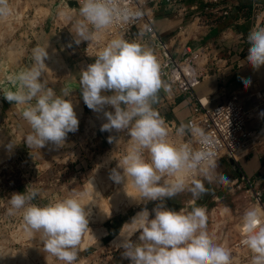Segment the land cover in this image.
I'll return each instance as SVG.
<instances>
[{
	"label": "clouds",
	"instance_id": "obj_1",
	"mask_svg": "<svg viewBox=\"0 0 264 264\" xmlns=\"http://www.w3.org/2000/svg\"><path fill=\"white\" fill-rule=\"evenodd\" d=\"M79 19L73 23L75 43L92 42L115 24H128L143 16L133 10L126 0H79ZM15 15L10 0H0V22ZM247 63L254 70L264 66V28H253L247 35ZM48 46L32 49V64L8 77L11 87L0 89L4 97L21 109L23 120L30 128L24 137L27 146L41 149L51 142L63 146L69 133L78 130L79 120L73 104L66 99L70 90L60 93L48 86L45 61ZM242 79L245 88L250 79ZM83 100L88 108L102 111L105 105L114 113L104 112L107 123L101 131L126 133L128 147L112 169L110 179L117 184L131 185L137 200L158 201L152 209L154 218L145 207L133 217V230L121 232L122 257L131 264H234L231 251L215 242L208 231L206 209L193 206L191 210L166 207L185 191L194 199L200 198L208 184L230 183L227 176L218 174L217 152L213 138L194 122L181 123L173 133L156 109L161 90L169 85L162 79L161 65L146 45L123 36L111 39L79 76ZM111 92L112 95L102 93ZM264 116V113H261ZM190 136L192 141L181 142ZM120 140L109 137V143ZM13 145L9 144L11 148ZM122 169V172L119 171ZM127 192V191H126ZM128 194V193H127ZM40 189L28 187L23 193L10 197L9 215L20 214L30 234H40L43 251L62 261L76 264L82 237L89 230L90 210L86 211L84 193H72L46 204L33 203ZM129 195V194H128ZM139 232V242L133 235ZM242 245L252 253L251 264H264V210L247 209L242 217ZM3 256V255H0Z\"/></svg>",
	"mask_w": 264,
	"mask_h": 264
},
{
	"label": "rangeland",
	"instance_id": "obj_2",
	"mask_svg": "<svg viewBox=\"0 0 264 264\" xmlns=\"http://www.w3.org/2000/svg\"><path fill=\"white\" fill-rule=\"evenodd\" d=\"M69 1L10 0L15 15L8 22H0V89L10 88L8 77L32 64L34 47L48 46L51 52L45 63H56L54 54L58 53L68 67H59L58 71L45 75L48 86L58 94L62 88H68L71 92L66 99L82 104L83 108L77 117L78 130L67 135L63 146L49 142L41 149L31 150L24 140L30 128L22 118L21 109L0 92V255H3L0 264H63L43 251L40 234H30L20 214L13 216L7 212L11 195L23 193L29 186L40 189V195L33 201L40 205L72 193H84L89 199L91 207L86 208L90 210L89 230L82 237L76 264H131L122 257L123 249L118 247L123 239L121 232L127 234L129 228L133 229L130 224L133 217L145 207L151 213L150 218H154L152 209L159 203L137 200L128 192L131 185L125 189L124 183L117 184L110 179L112 169L124 154L121 151L123 133L101 131L102 125L108 122L106 117L88 108L83 100L79 76L95 58L85 54L86 46L92 42L75 43L73 23L79 19V6L70 5ZM102 94L112 95L111 92ZM110 136L119 139V145L116 140L109 143ZM9 144L13 146L9 148ZM224 162L225 166L218 162L216 171L228 177V185L205 181L208 191L200 198L194 199L185 191L174 199H167L165 205L177 211L191 210L194 205L204 207L208 231L215 242L231 251L234 264H242L233 245L239 237L243 214L251 207L258 206L261 210L264 207L253 204L252 194L239 188L238 165L231 167L229 160ZM139 235V232L133 235L134 242H139Z\"/></svg>",
	"mask_w": 264,
	"mask_h": 264
},
{
	"label": "crops",
	"instance_id": "obj_3",
	"mask_svg": "<svg viewBox=\"0 0 264 264\" xmlns=\"http://www.w3.org/2000/svg\"><path fill=\"white\" fill-rule=\"evenodd\" d=\"M206 1L183 0L182 6L189 9L184 18L173 9H167L164 4L156 7L154 13L158 31L171 44L172 50L179 51L184 46L207 48L209 62L203 61L199 67L205 78L195 88V93L207 101L210 107L225 102L231 94H240L249 112L247 129L252 132V138L248 142L249 151L240 159L238 169L240 174L249 177L256 184L257 189H262L264 116L261 113H264V66L254 70L247 63L246 57L248 33L253 28H264V0H224L222 6L230 7L229 14L225 16L207 11L211 7ZM191 7L197 9L191 11ZM197 17L201 20H195ZM138 42L146 45L153 53L158 49L151 40ZM241 78L251 80L247 89ZM159 95L160 100L155 107L161 116L168 118L177 127L181 123H188L194 103L191 94L173 96L169 89L168 92L161 90ZM224 161L227 160L218 162L225 166Z\"/></svg>",
	"mask_w": 264,
	"mask_h": 264
},
{
	"label": "built area",
	"instance_id": "obj_4",
	"mask_svg": "<svg viewBox=\"0 0 264 264\" xmlns=\"http://www.w3.org/2000/svg\"><path fill=\"white\" fill-rule=\"evenodd\" d=\"M80 8L79 0H75ZM224 0H207L212 14L228 15L230 7L222 6ZM129 7L133 10H140L144 14L141 18L128 24H115L111 29L104 32L106 40H94L85 48L87 57H94L104 47V42L113 38L123 36L127 40L148 41L151 40L157 45L154 53L161 65L162 79L167 82L170 94L173 96L189 93L194 98L192 114L188 122H194L207 133L211 135L217 152V162L227 159L232 164L238 165L240 159L249 151L248 142L252 138V132L247 129L249 112L246 110L240 94H231L223 103L210 107L209 103L204 101L195 93V88L200 85L205 75L199 71L203 61L209 62V51L207 48H188L181 47L179 51L172 50L171 44L166 42L161 36L157 27V18L154 13L156 7L165 5L167 9H173L179 16L185 17L189 9L183 7V0H126ZM197 7H191L194 11ZM195 20H201L197 17ZM148 39V40H147ZM215 60V55L213 61ZM222 88V87H220ZM106 110L114 113V107L106 105ZM167 122L170 130L175 132L177 126L165 116H162ZM130 136L123 133V145L121 151L125 152ZM192 141L190 136L181 138V142ZM194 147L199 145L192 141ZM239 188L247 189L253 198V204L264 207V188L257 189L256 184L247 176L241 174ZM239 237L233 245L234 252L238 253L242 264H251L252 253L241 240L243 235L241 227Z\"/></svg>",
	"mask_w": 264,
	"mask_h": 264
},
{
	"label": "bare ground",
	"instance_id": "obj_5",
	"mask_svg": "<svg viewBox=\"0 0 264 264\" xmlns=\"http://www.w3.org/2000/svg\"><path fill=\"white\" fill-rule=\"evenodd\" d=\"M43 15V14H42ZM38 23V22H37ZM37 25V24H36ZM107 39V36H106V34L105 33H103V34H101L98 38H97V40H100V41H103V40H106ZM96 40V39H95ZM110 40H107L106 42H104L103 44H104V46H106V44L109 42ZM50 48V47H49ZM48 51V50H47ZM49 52V54H50V52L51 51H48ZM53 53H56V52H53ZM58 53H56V54H54V56L56 55L57 56V58H56V56L54 57L55 58V62L56 63H54L53 62V64L51 65L49 62L48 63H46V65H47V68L49 69L48 70V72L47 73H45V75H50L51 74V71L53 70V71H55V69L57 70V68H61V67H63V66H66V68H68L67 67V65H66V62L63 60V58L62 57H60L59 55H57ZM52 55V54H51ZM68 70V69H67ZM58 71V70H57ZM50 79H51V77L52 76H48ZM58 77L59 76H57L56 78L58 79ZM55 80V79H54ZM73 104V108H74V111L76 112V115H77V117L79 116V114H80V112L82 111V104H79V103H72ZM104 108H105V106H104ZM95 112H97V113H101V115H104V112H106V109H103L102 111H95ZM82 113H84V111L82 112ZM97 115V114H96ZM81 116V115H80ZM104 117H105V115H104ZM79 118V117H78ZM99 118V117H98ZM106 121V120H105ZM233 166H236L235 164L233 165ZM124 185V184H123ZM124 187V186H123ZM122 187V188H123ZM129 187V186H128ZM128 187H127V189H128ZM123 191V190H122ZM128 192H131V194L133 195V196H135V195H137V191H136V189L135 188H130L129 189V191ZM120 193V192H119ZM130 194V193H129ZM117 195H119V194H117ZM122 196V195H121ZM131 196V195H130ZM115 197V196H114ZM92 198V197H91ZM90 198V199H91ZM131 198V197H130ZM88 198H86V196L85 197H83V202H84V204H85V206H86V208H88V209H90V207H91V205L90 204H88ZM113 201V200H112ZM120 202H122L123 203V201H120ZM131 202V201H130ZM133 202V201H132ZM91 203V202H90ZM113 204V203H112ZM116 204H118V203H116ZM130 204V203H129ZM129 204L128 205H126V207L127 206H129ZM133 204V203H132ZM114 206V205H113ZM119 206V205H118ZM125 206V205H124ZM106 208V207H105ZM114 208H117V210H119L118 209V207H114ZM125 208V207H124ZM257 208H258V206H257ZM116 210V209H115ZM121 210V209H120ZM92 211V210H91ZM104 216V215H103ZM97 220V219H96ZM126 227V226H125ZM127 228V227H126ZM125 229V228H124ZM130 230H133V229H131V228H129V231ZM128 231V232H129ZM123 232V231H122ZM118 238V237H117ZM119 239H120V237H119ZM119 239H117L119 242L121 241V239L119 240ZM24 259V258H23ZM24 261V260H23Z\"/></svg>",
	"mask_w": 264,
	"mask_h": 264
},
{
	"label": "water",
	"instance_id": "obj_6",
	"mask_svg": "<svg viewBox=\"0 0 264 264\" xmlns=\"http://www.w3.org/2000/svg\"><path fill=\"white\" fill-rule=\"evenodd\" d=\"M69 2L71 3L70 5H75V6H78V3H77V1H75V0H70Z\"/></svg>",
	"mask_w": 264,
	"mask_h": 264
}]
</instances>
